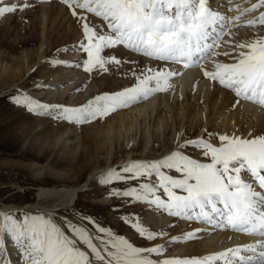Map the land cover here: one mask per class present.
I'll list each match as a JSON object with an SVG mask.
<instances>
[{
	"label": "snow or ice",
	"instance_id": "obj_1",
	"mask_svg": "<svg viewBox=\"0 0 264 264\" xmlns=\"http://www.w3.org/2000/svg\"><path fill=\"white\" fill-rule=\"evenodd\" d=\"M61 2L82 23L84 39L73 51L86 53L87 59L75 64L53 59L50 64L83 67L88 73L97 68L108 71L106 65H119L121 61L105 57L102 52L120 45L156 61L182 64L185 69H203L204 61L221 54L233 56L232 63L212 59L214 70H203V75L231 90L238 98L236 104L243 100L264 108V37L237 43L231 52L216 51L223 38L231 35L233 28L245 26L240 23L245 13L264 8V0H257L249 8L237 5L230 9L238 13L232 17L213 8L211 0ZM26 7V0L19 9L15 3L0 7V17L17 10L23 11ZM77 9L100 18L108 31H98L97 26L90 24L85 15L78 14ZM245 23L248 27L264 26V11ZM145 72L149 74L136 77L134 86L96 96L82 107L49 106L26 94H14L9 99L30 113L50 115L51 111H55L59 113L58 118L69 123L85 124L148 99L155 93L167 92L172 87L170 78L181 74L168 68H149ZM218 139L220 146L202 138L180 145L181 149L192 146L202 150V155L210 158L209 163L200 162L178 150L158 161H136L120 169H108L100 174L97 182L107 186L113 182L146 179L147 182L123 190L113 187L107 195L146 202L156 209H164L169 215L198 220L213 228L264 238V134L252 136L249 133L243 138L235 134L219 135ZM162 169L174 170L181 178L167 175ZM153 176L158 178L155 184L150 179ZM158 188L167 196L166 201L156 195ZM176 190L183 194H178ZM61 219L64 227L48 213H23L17 217L14 213L0 212V264H12L10 254L5 255V234L10 237L23 264H264V239L204 257L157 260L150 257L164 253V245L136 246L88 215L79 216L76 223L67 218ZM127 222L138 236L148 241L165 235L162 231H149L131 218H127ZM64 228L71 235L66 234ZM196 238L194 231L182 237H172L169 243Z\"/></svg>",
	"mask_w": 264,
	"mask_h": 264
},
{
	"label": "bare ground",
	"instance_id": "obj_2",
	"mask_svg": "<svg viewBox=\"0 0 264 264\" xmlns=\"http://www.w3.org/2000/svg\"><path fill=\"white\" fill-rule=\"evenodd\" d=\"M19 1L23 3L25 2V0ZM255 3H257V0H211V5L213 8H216L222 14H225L229 17L238 15L236 11L230 10L235 8L237 5H239L240 8H249L252 4ZM49 6L50 5H48V7L47 5H42V20L44 19L45 22L55 21L53 23L58 22L61 26L67 23V33L70 40L76 41L84 37L82 31V23L78 20L77 17L70 16V13L72 14V10H70L69 8L62 10L63 6H60L59 9H49ZM260 11H264V8L258 9L257 11L252 13H245V15L241 17L240 21V23L245 24V26L243 27H248L246 26L245 22L249 19L257 17ZM77 12L78 14L85 15L87 17V21L90 24L97 26L98 31H108L105 23L100 18L95 17L92 14L81 13V10L79 9ZM243 27H239L240 29L233 28L231 35H226L223 38V41H232V36H235L242 42L249 41L256 37H264L259 35V32H262L264 34V26L257 25V28L251 27V29H247L246 31L242 30ZM223 41L221 43V46L216 49V51L218 53H223L225 51L231 52L232 48L235 46V40L233 41L234 43L230 42L228 44H225ZM53 46V42L44 37L40 48H46L48 50ZM79 52L80 51H70L65 53V56L72 62V64H75L76 62H81L82 60H84L81 59L80 61V58L77 59V57L79 56ZM111 54V57H115L116 59L120 60L121 63L119 65L114 63L106 65V67L108 68V71L106 72L108 74L105 76L100 77V73L98 71L96 72V70H100L98 68L94 69L91 73H88L83 70V67H65L60 70L61 72L58 73V75L54 79H51L52 81L49 83L50 89L48 92L42 90V92L32 91V93L36 97L41 98L43 104L54 106L55 103H64L66 101L70 102L74 100V94L76 92L78 93L82 91V97H80L84 98L91 91H96V89H98L101 84H104L106 88L104 90H101L100 88V93L117 92L125 88L132 87L136 83V77L139 76L142 78L143 75L149 74L145 72V70L149 68L154 70H159L160 68H168L169 70H174L181 73L170 78V84L172 85V87L167 92L155 93L148 99H142L141 101L132 104L126 110H120L117 113H114V115L110 114L101 121L94 120L95 122H90L92 127L91 129H93V136H91L94 140L95 152L97 153V155L101 154L105 156V158L103 157V161L100 160L103 162L104 167L113 165L114 162L112 161L114 160V156L111 157V151L113 150V146H116L117 144L124 145L122 147V150L124 148L123 154L125 156L122 158H118L117 163L121 164H119L117 169H120L122 166L127 165L132 159L140 158L141 160H148L149 162H153L164 159L173 151L178 150L182 151L184 154L190 156L193 159H197L200 162L209 163L211 162L210 158L204 157L202 155V150L194 148L192 146L181 149L180 145L185 144V142L189 140L202 138L212 143L214 146H220V141L218 139L219 135H237L238 129L243 127H246L245 133L249 132V130H252V136L264 134V108L243 100H241L239 104H236V100L238 98L232 91H228L218 83L211 81L203 75V70H214L213 64L211 62L212 59L224 63H232L234 62L233 56H225L221 54L204 61L203 69L200 67H191L185 69L182 64H163L156 60H152L149 57H144L142 55L139 56V53L131 52L121 45L116 46L113 51H111ZM233 55L235 54L233 53ZM31 56H33V53L31 54ZM27 57L29 58V56L24 53L21 57L18 58L11 57L12 60L10 61V64L7 62L3 63V61H1V70L3 74L6 75V77H10V79L13 81L17 78L18 80L22 79L24 77H22V75L28 70L30 71L29 68H26V65L28 63ZM41 73L46 74L41 71L37 75L42 77L43 75L41 76ZM86 81L89 83H87ZM78 96L79 94H77L76 98ZM68 98L70 99L67 100ZM233 105L236 106L234 107ZM55 114L58 116V113H53V111L50 115L54 116ZM40 121V124H42L44 120ZM183 123H185L187 128L182 134L180 131ZM64 127H66L64 129H67L66 133L59 134L55 137L54 142H56V145H59V143L64 140L68 141V139L65 138H69L71 134L75 136L76 142L88 141L86 140L88 135L86 136V138H83L82 133H80L79 131V127L74 126V130L72 127ZM18 132L21 133L20 137L23 138L24 135L27 134L28 130L26 128H23ZM19 133L17 137H19ZM92 138L89 136V139H91L90 142H92ZM137 138L139 140V144L136 146L134 145V143L138 142ZM90 160L92 162H95V160ZM95 170L96 169H94V171H92L88 174V176L85 177L86 179L82 184L75 187L62 185L48 187L44 186L42 183H36L33 180L34 183H28L25 185L39 186L37 187V189H30L29 187L28 189L26 188L27 190L25 191V189L23 190L15 187L18 189V191H24L21 193L14 192V189H12L10 186L8 187H10L11 189H7V187H5L4 189H0V198L4 197V200H2L3 205L2 207L0 206V212L14 213L15 216L19 217L23 213H31L32 209L37 210V207H44L47 204H51L52 208L62 207L64 205L67 207H71L73 205L77 208L79 203H77L79 195L83 191L82 189L95 177L97 173V171ZM162 170L167 172L169 175H172L174 178H181V175L179 173H176L174 170ZM133 182L138 183L139 181ZM257 190L259 191L258 187ZM33 195L34 198H31V196ZM39 198H42V200H45V198H47L50 201L47 200L48 202L38 203L39 201L37 202V199ZM127 204H129L133 208L138 207L136 204H133L131 202H128ZM112 207L113 206H110V208ZM138 208L140 209V214L145 216L142 220L143 223L151 226L157 232L162 231L163 233H165V235H160L156 240H154L157 241V243L155 244H165V246L167 245L170 247H165V252L160 256H152L150 258L159 260L163 258L177 257L174 255L176 254L178 248L172 247L173 243H169V240L172 237H178L179 235H174V233L172 232L168 233L165 229L166 225L171 221L173 215H169L167 211L160 212L159 210H156L155 207H149L146 202L141 203ZM195 211H198V209ZM47 213L52 214L56 219L54 209H50L49 211L47 210ZM109 214L110 217H115L113 211L109 210ZM121 215L122 214H120L119 216ZM177 217L179 218V220L183 219V217ZM193 221L194 224L189 228L187 233L195 231L197 238L190 240L189 243L188 241H181L182 243H185L184 249L188 246L189 254H187L185 257H204L206 255L217 253L228 248L243 246L246 244L255 243L257 240L264 239L258 236H250L243 233H237L230 229L213 228L212 225L198 220ZM59 223L62 227H64L62 221ZM181 227L185 230L184 224ZM64 230L66 234L71 235L67 228H64ZM4 237H6V257L8 254H10L12 264H23V262L19 259L17 250L14 248L10 237H8L6 234L4 235ZM130 237V240L132 241L139 240L135 237V235H131Z\"/></svg>",
	"mask_w": 264,
	"mask_h": 264
},
{
	"label": "rangeland",
	"instance_id": "obj_3",
	"mask_svg": "<svg viewBox=\"0 0 264 264\" xmlns=\"http://www.w3.org/2000/svg\"><path fill=\"white\" fill-rule=\"evenodd\" d=\"M39 1L28 0L26 1L28 7L24 8L23 11L17 10L14 13H6L4 16L0 17V142H1L0 143V189H4L5 187L9 189L11 187L12 189H14V192L21 193L24 191L22 190L18 191V189H23V190L25 189V191L29 187L30 189L32 188L37 189V187L39 186L25 185L28 183H34V181L36 183L37 182L42 183L44 186H48V187L60 186V185L75 187L82 184L86 179L85 177L88 176L89 173L94 171V169H96L95 171H97V173L95 177L82 189L83 191L79 195V198L77 200V203L79 202L77 208L73 205L71 207H67L64 205L62 207L52 208L51 204H47L44 207L43 206L37 207L36 208L37 210L32 209L31 214H44L47 213V210L49 211L50 209H54L56 214L55 220L57 223L62 221L61 218H67L68 220H71L74 223H76L77 218L79 216L88 215L96 218L102 226L106 228H110L111 230H113L114 233L122 235L129 240L131 238L130 237L131 235H135V237L138 238L139 240L138 241L130 240V242H132L136 246H140V247H152V245L157 246V244H155L157 243V241H148L145 238L138 236L135 233V230L131 227L130 223L127 222V218H131L133 221H139L140 223H142V225L145 226L149 231H155L151 226L143 223L142 221L145 216L140 214V209L138 207L143 202H137L132 198L111 197L107 195L109 190L113 187L123 190L128 187L138 186L139 183L147 182L146 179H142V181L129 180L127 182H113V184L107 186H102L97 182V179L101 173L106 172L108 169H112V168L117 169L119 164H121V163L118 164L117 161L118 158L125 157L123 154L124 148L122 150V147L124 146L123 144H117L116 146L115 145L113 146V150L111 151L112 154L111 157L114 156L113 157L114 160L112 162H114L115 164L113 163V165L111 166L104 167L102 161L105 158V156L101 154L97 155V153L95 152L94 149L95 144L92 138L93 129H91L92 127L90 123L77 124V125L75 123H69L63 119L58 118L59 116L58 112H57L58 116L56 114H55L56 116L55 115L49 116V114L47 115L41 114L40 116L28 112L25 107L15 105L9 99V97L14 94L15 95L26 94L42 103L41 98L36 97L32 93V91L48 92L50 89L49 83L52 81L51 79H54L58 75V73L61 72L60 70L66 67L64 65H52L49 63V61L56 59V60H63L72 63L70 60L66 58L65 53L70 51L72 52L74 48L79 47V42L84 39L83 37L76 41L70 40L69 35L67 33L68 31L67 28L68 25H66L67 23L61 26L58 22L53 23L55 21L45 22L44 19L42 20L41 18L42 5L43 6L47 5V7L48 5H50L49 9L52 8L59 9L60 6L61 7L63 6L62 10H65L68 8L66 4L62 2L60 3L61 0H50V1L39 0ZM13 3L17 4L18 9L20 6L23 5V2L19 0H0V7L11 6ZM70 16L74 17L71 13ZM247 29H251V27L242 28V30L244 31H246ZM259 35L264 36L262 32H259ZM44 37L48 38L53 42L54 46L51 47V49L49 48L47 50L46 48L45 49L40 48ZM230 42L237 44L242 41L237 39L235 36H232V41ZM114 48L112 47L110 49H105L102 52V55L105 57H111L112 56L111 51H113ZM64 49H68V51H63ZM24 53H26L29 56V58L27 57L28 63L26 65V68L27 69L29 68L30 71L28 70L26 73H24L22 75V77L24 76L22 79L18 80L17 78L13 81L10 79V77H6V75L3 74L1 70V61H3V63L7 62L10 64L11 63L10 61L12 60L13 57L15 58L21 57L22 54ZM32 53L33 56H31ZM77 59H79L80 61L81 59L85 60L87 59V54L80 51ZM30 62L31 64L32 63L33 64L31 65ZM41 71H43V73H46V74L41 73V76L43 75L42 77L37 75ZM97 71L100 73V77L108 74L106 71L96 70V72ZM38 85H43V87H38ZM100 88L101 90L102 89L104 90L106 86L104 84H101L100 87L96 89V91L95 90L91 91L84 98H81L82 91L78 93L76 92L74 94L75 95L74 100L70 102L66 101L64 103H55V105H63L66 107H82L88 104L90 100H94L96 96L103 95L106 93L107 94L115 93V92L100 93ZM77 94H79V96L76 98ZM69 99L70 98H68L67 100ZM124 109L126 110L128 109V107L120 110H124ZM118 111L114 113H117ZM53 113H55V111H53ZM114 113H112V115H114ZM105 118L106 117L98 118L96 120L101 121ZM40 120H44L42 124H40L41 123ZM61 123L66 125H63ZM64 126L72 127L73 130L75 129L74 126L79 127V131L80 133H82L83 138L84 137L86 138V136L88 135L86 140H88L89 142L88 141L76 142L75 136L71 134L69 138H65L68 139V141L64 140L60 142L59 145H56L55 144L56 142H54L55 137L58 136L59 134L66 133L67 129H64L66 128ZM23 128H26L28 132L22 138L20 137L21 133H19L18 131ZM186 128L187 126L185 125V123H183L180 132L183 134ZM245 129L246 127L238 129L237 136L247 137L249 136V133L252 134V130H249V132L245 133ZM18 133H19V137H17ZM89 136L92 138V142H90L91 139H89ZM11 142H15V143H11ZM138 144H139V140L138 142L134 143V145L136 146ZM90 159L95 160V162H92ZM136 161L149 162L148 160H141L140 158H136L129 161V163ZM165 174L169 175L167 172H165ZM150 179L155 184L158 178L151 177ZM133 181H139V182L135 183ZM19 185L20 186L24 185V186L20 187ZM15 187H17L18 189ZM176 191L179 194L180 191L179 190ZM180 194L183 193L180 192ZM156 195H159L161 199L165 201L167 200V196L163 193L162 189L160 190L158 188ZM1 198H0V203H1L0 206L2 207L3 205L2 200H4V197ZM31 198H34V195L31 196ZM39 199H37V202L39 201L38 203L50 201L47 198H45V200H42V198ZM128 202L136 204L138 207L133 208L129 205L130 203L127 204ZM147 205L149 207H154V206H150L148 203ZM110 206L113 207L110 208ZM109 210L114 212L115 214L114 218L110 217ZM156 210H159L160 212H165L164 209H156ZM120 214L122 215L119 216ZM121 217H124L126 219L122 220ZM183 224L185 226L184 227L185 230L182 229L181 227ZM193 224H194L193 220L189 221L188 219L185 218L179 220L177 216H173L171 221L166 225L165 229L167 230L168 233L172 232L174 233V235H179L178 237H182L183 234L188 232L189 228ZM88 227L92 228L93 226L88 225ZM5 238L6 237H4V240ZM189 241L190 240H188V243ZM160 245L165 246V244H160ZM181 246L183 247V250ZM184 246L185 243L182 242L173 243L172 247L178 248L174 256H177L179 258H184L187 254H189L188 246L186 245L187 247H185V249ZM165 247L170 248L167 245Z\"/></svg>",
	"mask_w": 264,
	"mask_h": 264
}]
</instances>
